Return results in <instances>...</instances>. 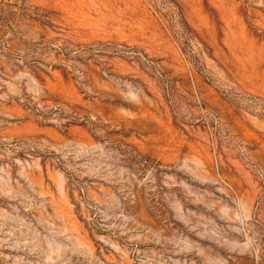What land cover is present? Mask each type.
<instances>
[{"label": "rangeland", "instance_id": "374dc122", "mask_svg": "<svg viewBox=\"0 0 264 264\" xmlns=\"http://www.w3.org/2000/svg\"><path fill=\"white\" fill-rule=\"evenodd\" d=\"M0 264H264V0H0Z\"/></svg>", "mask_w": 264, "mask_h": 264}]
</instances>
